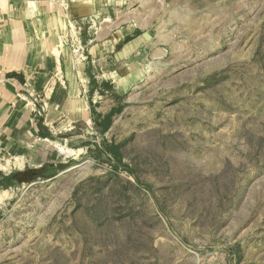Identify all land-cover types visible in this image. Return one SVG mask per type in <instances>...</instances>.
I'll use <instances>...</instances> for the list:
<instances>
[{
  "label": "rangeland",
  "instance_id": "obj_1",
  "mask_svg": "<svg viewBox=\"0 0 264 264\" xmlns=\"http://www.w3.org/2000/svg\"><path fill=\"white\" fill-rule=\"evenodd\" d=\"M42 1L69 11L48 34L100 128L0 127V264H264V0H99L118 12L87 28ZM49 162L69 170L26 179Z\"/></svg>",
  "mask_w": 264,
  "mask_h": 264
},
{
  "label": "crops",
  "instance_id": "obj_2",
  "mask_svg": "<svg viewBox=\"0 0 264 264\" xmlns=\"http://www.w3.org/2000/svg\"><path fill=\"white\" fill-rule=\"evenodd\" d=\"M78 1V6L73 10L71 8L70 13H74L79 19L77 25L82 24L85 28L92 26L89 18L97 22V17L103 15L107 22L118 12L110 3L101 6L99 0ZM48 2L52 4L51 1ZM68 12L61 5L47 6V2L42 0H31L29 4L16 0L9 6L0 5V127L3 138L20 145L31 144L36 141L34 139L49 141L59 130H56L59 119L63 123L58 127L69 126V134L80 136L85 131H99L100 117L89 115L88 107L80 100L83 97L75 100L70 98L71 91L66 85V79H72V87L80 88V80L86 77L84 66L80 70H69L64 51L60 49L62 41L53 39L48 34L47 19L52 22L50 25H53L55 19L56 26L64 28L67 27V22L65 23L62 16ZM130 20L120 25L124 31L129 30L125 32L126 35L134 30ZM111 28L116 31L117 25L108 24L104 28L109 29L105 36L109 41L117 40L118 34L111 33ZM85 44L80 39V45ZM54 49L58 54L54 55ZM53 63L56 64L55 68ZM39 92L44 95V99L36 98ZM38 100H44L45 106ZM68 102H72L74 110L67 107ZM102 107L100 105L97 109L101 110ZM65 109L68 112L62 113ZM75 128L78 130L72 131ZM50 163L55 162L44 163L35 168H39L40 174L59 169L56 168V163L54 167Z\"/></svg>",
  "mask_w": 264,
  "mask_h": 264
},
{
  "label": "water",
  "instance_id": "obj_3",
  "mask_svg": "<svg viewBox=\"0 0 264 264\" xmlns=\"http://www.w3.org/2000/svg\"><path fill=\"white\" fill-rule=\"evenodd\" d=\"M49 165L51 167H54L55 166V163H50ZM66 170H69V169L66 168V169H64L62 171L59 170V169H53V171H50L49 173L40 174L39 173V168H35V170H33L32 172H30L28 174V176H25V177H27L26 179H28V181L33 180V179H36V178H40V177H43V176H45L46 178H52L54 176H57L58 174H61V173L65 172Z\"/></svg>",
  "mask_w": 264,
  "mask_h": 264
},
{
  "label": "bare ground",
  "instance_id": "obj_4",
  "mask_svg": "<svg viewBox=\"0 0 264 264\" xmlns=\"http://www.w3.org/2000/svg\"><path fill=\"white\" fill-rule=\"evenodd\" d=\"M59 150L65 152V148L62 145L59 146Z\"/></svg>",
  "mask_w": 264,
  "mask_h": 264
}]
</instances>
